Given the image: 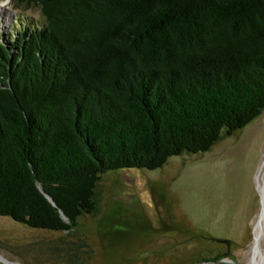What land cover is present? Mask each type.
Segmentation results:
<instances>
[{"label":"trees","instance_id":"trees-1","mask_svg":"<svg viewBox=\"0 0 264 264\" xmlns=\"http://www.w3.org/2000/svg\"><path fill=\"white\" fill-rule=\"evenodd\" d=\"M17 1L45 21L0 42V217L77 234L105 174L208 152L264 111V0ZM70 245L63 264H89Z\"/></svg>","mask_w":264,"mask_h":264},{"label":"rangeland","instance_id":"rangeland-1","mask_svg":"<svg viewBox=\"0 0 264 264\" xmlns=\"http://www.w3.org/2000/svg\"><path fill=\"white\" fill-rule=\"evenodd\" d=\"M44 21L39 7L0 0V42ZM263 159L264 111L208 152L172 157L154 171L105 174L97 189L101 212L82 217L77 234L0 217V256L13 264H63L60 248L85 241L93 252L89 264H264V236L262 258L251 254Z\"/></svg>","mask_w":264,"mask_h":264},{"label":"bare ground","instance_id":"bare-ground-1","mask_svg":"<svg viewBox=\"0 0 264 264\" xmlns=\"http://www.w3.org/2000/svg\"><path fill=\"white\" fill-rule=\"evenodd\" d=\"M263 173H264V159H263L262 164H261V169H260V172L258 174V179H260V180L262 179ZM262 194H263V203H262V210H261L262 215H259V219H258L257 224L255 226V239L253 242L252 253H251V254H253V257H255L257 255V256H259L260 259L262 258V255H263L261 252L262 250L260 248H261V243H262V239L264 236V193H262ZM1 258H3V257H1ZM255 258H257V257H255ZM7 264H13V263H10L9 261H7Z\"/></svg>","mask_w":264,"mask_h":264},{"label":"water","instance_id":"water-1","mask_svg":"<svg viewBox=\"0 0 264 264\" xmlns=\"http://www.w3.org/2000/svg\"><path fill=\"white\" fill-rule=\"evenodd\" d=\"M46 197L55 205V203L52 201V199L48 195H46ZM260 215H262V214L260 213ZM225 243L228 246V252H229V248L231 246V241L225 240ZM0 261H2L4 264H7L6 259L1 258V256H0ZM199 264H238V263H232V262H228V261H214V262H202Z\"/></svg>","mask_w":264,"mask_h":264}]
</instances>
